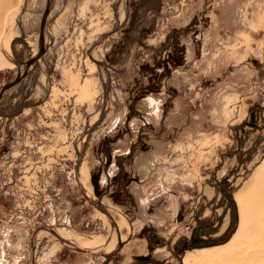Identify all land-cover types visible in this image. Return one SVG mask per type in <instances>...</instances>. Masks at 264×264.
<instances>
[{"label": "rangeland", "instance_id": "obj_1", "mask_svg": "<svg viewBox=\"0 0 264 264\" xmlns=\"http://www.w3.org/2000/svg\"><path fill=\"white\" fill-rule=\"evenodd\" d=\"M45 2L0 0V88ZM49 3L0 101V264H264V0Z\"/></svg>", "mask_w": 264, "mask_h": 264}, {"label": "water", "instance_id": "obj_2", "mask_svg": "<svg viewBox=\"0 0 264 264\" xmlns=\"http://www.w3.org/2000/svg\"><path fill=\"white\" fill-rule=\"evenodd\" d=\"M50 0H46V4H45V9H44V13L42 15V18L40 20V24H39V33H38V42H39V46H38V50L36 52V54H34L33 57L27 59L24 62V68L22 72H18L15 77L13 79H11L10 81H8L6 84H4L1 88H0V99L2 98L1 95H3V93L11 88H13L14 86H16L19 81H21L28 73V68L31 67L42 55V53H44V26H45V21L46 18L49 13V9H50Z\"/></svg>", "mask_w": 264, "mask_h": 264}, {"label": "bare ground", "instance_id": "obj_3", "mask_svg": "<svg viewBox=\"0 0 264 264\" xmlns=\"http://www.w3.org/2000/svg\"><path fill=\"white\" fill-rule=\"evenodd\" d=\"M37 48H38V47H37V45H36L34 53L36 52ZM34 53H33V54H34ZM31 55H32V54H31ZM20 72H22V69H21ZM9 90H10V89H9ZM9 90L5 91V92L3 93V95H1L2 98L0 99V101H3V100L7 97V94H9ZM238 234H239V233H238Z\"/></svg>", "mask_w": 264, "mask_h": 264}]
</instances>
